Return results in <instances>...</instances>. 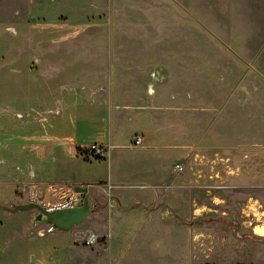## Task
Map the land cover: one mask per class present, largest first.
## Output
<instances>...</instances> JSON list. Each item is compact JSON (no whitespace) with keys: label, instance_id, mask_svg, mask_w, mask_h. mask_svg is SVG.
I'll return each instance as SVG.
<instances>
[{"label":"rangeland","instance_id":"obj_1","mask_svg":"<svg viewBox=\"0 0 264 264\" xmlns=\"http://www.w3.org/2000/svg\"><path fill=\"white\" fill-rule=\"evenodd\" d=\"M65 1L0 0V202L54 209L81 205V195L93 211L70 230L50 232L33 223L36 209L0 208V264H264V27L233 28L240 31L233 37L223 35L230 28L204 27L201 40L188 36L186 73L171 75L170 89L162 90L166 76L148 58L150 39L80 26L58 5ZM183 42L170 45L185 48ZM100 67L118 79L129 75L125 85L143 93L153 87L154 104L116 107L114 92L90 91L89 84L104 83ZM159 95L170 105L159 107ZM71 133L83 149L110 142V157L77 159L74 146L57 148L66 160H55L54 144ZM138 136L147 141L135 144ZM140 164L168 179L156 186L161 197L149 231L130 229L131 222L121 231L119 209H107L110 196L131 203L145 194L98 188L140 182L132 175ZM61 177L95 184L82 193L54 182ZM167 207L170 218L162 221ZM90 232L98 239L84 245Z\"/></svg>","mask_w":264,"mask_h":264},{"label":"crops","instance_id":"obj_2","mask_svg":"<svg viewBox=\"0 0 264 264\" xmlns=\"http://www.w3.org/2000/svg\"><path fill=\"white\" fill-rule=\"evenodd\" d=\"M58 5H61L62 8L73 17L74 21L78 22L80 26H92V30H98L97 27L104 25L106 27H116L117 34L119 33H130L134 31L131 35L132 42H140L143 39H150L153 43V47L150 52L151 55L148 57L151 59L152 63L156 65L154 71H159L164 77V83L162 90L166 87H169L171 84V75L175 74H185L187 68V38L192 36L194 38L197 35L201 40L203 35V28H230L226 32H223V35L226 36H237L240 34V31H237L233 28H247L252 27H264V0H66L65 2H59ZM99 25L97 27H94ZM123 28H126L124 31ZM142 31H146L145 35L142 34ZM99 32V31H97ZM218 33V32H217ZM110 38L112 36L109 35ZM123 38V37H122ZM198 38V37H197ZM230 40V39H229ZM184 41L185 48L171 47V42H181ZM231 41V40H230ZM163 44L162 46H158ZM181 47V46H180ZM146 58V57H145ZM146 58V59H148ZM146 59H142L146 60ZM100 67L98 78L101 79L104 77V83L97 86L89 84L90 91H99L106 92V95L110 92H114L116 107H142L146 108L150 103L148 101H154L152 94L149 92L153 90V87H148L143 93L142 86H135L131 88V84L125 85V79L129 78L127 74L126 78L118 79L117 76H113V73L103 70ZM120 80L118 83H114V80ZM105 95V96H106ZM92 97V96H89ZM170 97V95H169ZM102 98V97H101ZM106 98V97H105ZM112 98V97H111ZM142 99L143 103L138 106H134V100ZM92 100V99H90ZM107 100V98L105 99ZM164 96H158V106L165 107L169 106L168 102H163ZM110 101V96L108 97ZM122 103V104H121ZM146 112H148L147 109ZM114 136L111 135L109 141H112ZM144 141H147V137H144ZM84 141H79V135L67 134L65 139L58 141L54 144L52 148V157L54 159L62 158L66 160V154L63 151H60L63 147H77L75 156L77 159L86 157L82 154L84 150L82 148ZM147 143V142H146ZM111 145V143L109 142ZM146 144L142 147H145ZM59 148V153L57 154L56 150ZM112 145L110 149L111 155ZM66 152V151H65ZM57 154V156H56ZM110 155L108 157H110ZM89 158V157H86ZM53 159V158H52ZM147 167V168H145ZM151 169L148 165L140 164L138 167L132 169L133 174L140 178V182H116L112 181L108 186L103 185L98 188V191L101 192H110L117 194L116 190L119 187L126 188H139L141 189L142 195L137 199H133L131 203H128L129 199L125 196L112 197L107 206L109 213L111 214L112 209H119L115 215H121L122 219L119 221L116 226L119 230H123L127 223L131 222L130 229H144L146 228L149 231V223L151 219L155 216L156 210L153 207L155 201L159 200L161 195L157 190L156 186L165 185L161 184L168 179L164 177L163 173L155 175V171L149 173ZM65 171H63L64 173ZM56 174V173H55ZM54 172L51 173V176H55ZM151 175V176H149ZM148 176L151 179L148 178ZM146 177V179H144ZM112 178V176H111ZM56 183H71L73 186H92L94 181H89V179H65L63 177L54 179ZM113 184L115 187L113 188ZM124 184V185H122ZM118 187V188H116ZM144 189V190H143ZM115 191V192H114ZM166 195L170 197L169 187L166 191ZM128 197V195H126ZM98 197V195H97ZM164 197V196H163ZM171 209L167 207L166 211L160 213L159 216L163 220L165 218H170ZM111 217V215H110ZM126 217V219H124ZM180 219V218H179ZM171 223L169 222L168 226L170 228ZM152 226V225H151ZM163 226V225H162ZM49 230L53 232L54 229ZM40 235L44 236L45 231H39ZM81 233L76 235L74 242L79 241ZM109 235V234H108ZM79 237V239H78ZM110 241V238H109ZM59 262H57L58 264ZM33 264H52L48 259H42L39 262Z\"/></svg>","mask_w":264,"mask_h":264},{"label":"water","instance_id":"obj_3","mask_svg":"<svg viewBox=\"0 0 264 264\" xmlns=\"http://www.w3.org/2000/svg\"><path fill=\"white\" fill-rule=\"evenodd\" d=\"M75 191L89 192V186H74ZM0 208L11 213L36 209L38 213L34 216L33 223H42L59 230H70L79 225L93 211L88 196H84L82 204L76 206L58 207L47 209L38 202L25 203L14 202L12 206L1 203Z\"/></svg>","mask_w":264,"mask_h":264},{"label":"built area","instance_id":"obj_4","mask_svg":"<svg viewBox=\"0 0 264 264\" xmlns=\"http://www.w3.org/2000/svg\"><path fill=\"white\" fill-rule=\"evenodd\" d=\"M144 140L143 136H138L135 138L134 142L135 144H141L142 141ZM110 149H111V145L108 144H99V143H93L91 144L88 148L84 149L82 151V154L85 155L86 157H107L110 155ZM175 170L177 172L182 171L184 169V165L183 163H176L175 164ZM84 198V196L78 195L75 197V199H82ZM71 203H73V200H71ZM69 206H74L73 204L69 205ZM52 228L50 227L49 230H51ZM98 239V235L94 232H90L88 235L85 236V238L83 239V243L84 245H91L94 242H96Z\"/></svg>","mask_w":264,"mask_h":264},{"label":"trees","instance_id":"obj_5","mask_svg":"<svg viewBox=\"0 0 264 264\" xmlns=\"http://www.w3.org/2000/svg\"><path fill=\"white\" fill-rule=\"evenodd\" d=\"M97 158H99V157H97Z\"/></svg>","mask_w":264,"mask_h":264}]
</instances>
